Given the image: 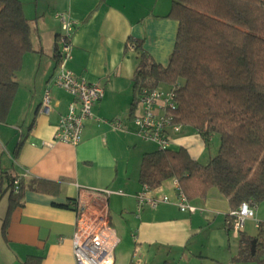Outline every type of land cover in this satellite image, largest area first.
<instances>
[{"label":"crops","instance_id":"crops-1","mask_svg":"<svg viewBox=\"0 0 264 264\" xmlns=\"http://www.w3.org/2000/svg\"><path fill=\"white\" fill-rule=\"evenodd\" d=\"M21 1L32 27L33 51L25 55L18 73L19 89L8 121L0 123V139L14 144L8 164L1 168L28 183L37 177L61 181V186L56 194L27 189L24 204L12 210L4 235L7 206L0 216V264H26L30 258L39 259V264H76L73 236L80 207H100L107 215L118 239L114 264H242L233 261L240 239L229 225L233 210L217 188L204 198L190 200L197 207L191 213L180 209L170 179L149 190L154 197L169 196V202L138 209L137 195L144 186L140 181L143 154L157 146L147 150L148 141L135 133L132 118L141 112L137 103L141 88L167 90L158 84L152 67L167 66L174 50L179 24L168 16L172 0ZM58 11L67 12L76 22L68 67L104 88L78 146L54 142L58 121L74 100L53 80L62 34L54 15ZM46 89L52 94L49 113L42 110ZM117 119L122 128L111 124ZM15 134L20 135L16 140ZM170 138L171 147L186 148L202 163L220 145L213 153L215 136L206 143L188 126ZM2 155L0 147V164ZM0 188L7 190L6 179L0 181ZM100 189L125 194L106 196L97 192ZM260 221H264V201L245 219L241 232L255 236L253 226L257 229Z\"/></svg>","mask_w":264,"mask_h":264},{"label":"trees","instance_id":"trees-1","mask_svg":"<svg viewBox=\"0 0 264 264\" xmlns=\"http://www.w3.org/2000/svg\"><path fill=\"white\" fill-rule=\"evenodd\" d=\"M168 16L179 24L175 46L167 66L153 65V76L175 93L173 120L196 130L206 143L218 134L220 145L207 163L184 147L146 152L140 181L155 189L178 179L189 200L217 188L232 210L243 203L255 207L264 201V0H172ZM31 35L22 1L0 0V123L8 121L18 73L33 51ZM3 179L10 191L4 235L27 189L56 194L61 186V181L37 177L28 183L0 169ZM4 192L0 188V201ZM232 220L229 215L231 227ZM239 236L233 261L264 264V221L255 236L241 231ZM26 264H39V259Z\"/></svg>","mask_w":264,"mask_h":264},{"label":"built area","instance_id":"built-area-1","mask_svg":"<svg viewBox=\"0 0 264 264\" xmlns=\"http://www.w3.org/2000/svg\"><path fill=\"white\" fill-rule=\"evenodd\" d=\"M55 18L60 20L63 33L57 50L58 65L53 77L56 86L64 89L74 100L70 103L66 114L58 121L54 142H63L78 146L83 139V132L87 120L93 118V106L104 96V88L97 83L89 82L84 76L76 74L68 67L73 58L72 39L76 30V22L67 12L58 11ZM137 103L141 112L132 118L135 133L143 140L153 142L158 149L171 147V133L179 132L181 124L176 123L171 115V109L175 107V93L153 87L141 88ZM52 95L50 89H46L42 110L49 113ZM114 128H122L123 122L119 119L112 121ZM54 142H45L51 146ZM18 180H16V184ZM177 204L182 211L195 212L194 206L183 192L178 179H174ZM149 187L143 186L138 193V209L144 206L157 207L162 202H169V196L162 198L149 195ZM97 192L110 196L112 194L124 195L123 190L100 189ZM232 229L235 234L241 231L245 219L254 215V206L243 203L238 209L230 213ZM118 243L113 228L104 212L91 214L88 209H77L76 230L73 236V252L76 264H114V251Z\"/></svg>","mask_w":264,"mask_h":264},{"label":"rangeland","instance_id":"rangeland-1","mask_svg":"<svg viewBox=\"0 0 264 264\" xmlns=\"http://www.w3.org/2000/svg\"><path fill=\"white\" fill-rule=\"evenodd\" d=\"M54 15H55V13H54ZM57 21H58V24H60V29H61V33H63V30H62V28H61V26H62V24H61V22H60V20H58L57 19ZM59 27V26H58ZM43 66V65H42ZM32 70H34L35 71V67L32 69ZM19 89V88H18ZM52 95V94H51ZM22 124V123H21ZM23 125V124H22ZM19 128V127H18ZM20 128H24V125L22 126V127H20ZM188 129L187 128H185V131L184 130H182L179 134L180 135H184V133H186V131H187ZM179 135H178V133L177 134H175V135H173V139L174 138H176V137H178ZM215 136V139H214V141H213V143L211 144V145H213V147H214V145H215V147L213 148V153H215L216 152V146L217 145H219V143H220V136L218 135V134H215L214 135ZM17 137H20V135H16L15 134V137H14V135H13V138H14V140H16V138ZM141 139V138H140ZM142 140V139H141ZM142 141H144V140H142ZM145 142V141H144ZM143 143V142H142ZM146 144H148V146H149V148L147 149V150H154V148H155V145L156 144H154L153 142H146ZM13 146H14V144H12V142H11V139H8V141H5V140H3V139H0V147L3 149V155H2V162H1V164H0V169H3V168H1V167H4V165L5 164H8V161H9V151L10 152H12V149H13ZM157 146V145H156ZM173 147V149H176L177 147H178V145H173L172 146ZM171 147V148H172ZM212 147V146H211ZM9 193H10V191L9 190H6L4 193H3V196H2V199H1V201H0V216H2L5 212H6V209H7V206H8V204H9ZM97 206V205H96ZM100 208V207H99ZM99 208H90V210L88 209V211L91 213V214H96V213H99V212H103L101 209H99ZM251 234H253V235H255V234H257V229L256 228H254V226H253V232L251 233ZM234 241H236V243L238 242V240H234ZM242 264H256L255 262H251V261H248V262H243Z\"/></svg>","mask_w":264,"mask_h":264},{"label":"water","instance_id":"water-1","mask_svg":"<svg viewBox=\"0 0 264 264\" xmlns=\"http://www.w3.org/2000/svg\"><path fill=\"white\" fill-rule=\"evenodd\" d=\"M255 246H256V242L255 241H253V252H254V249H255Z\"/></svg>","mask_w":264,"mask_h":264}]
</instances>
